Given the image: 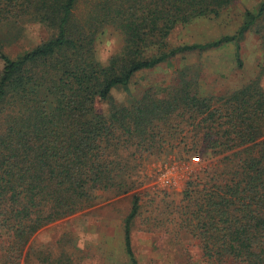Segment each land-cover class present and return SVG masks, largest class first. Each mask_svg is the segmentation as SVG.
<instances>
[{
	"label": "trees",
	"instance_id": "obj_1",
	"mask_svg": "<svg viewBox=\"0 0 264 264\" xmlns=\"http://www.w3.org/2000/svg\"><path fill=\"white\" fill-rule=\"evenodd\" d=\"M234 0H0V257L20 260L46 225L95 205L102 193L132 194L124 246L141 208L143 161L169 152L204 157L187 180L177 226L219 264H264V60L247 84L202 95L178 74L128 103L113 90L171 59L235 41L264 38V0L244 13L235 34L175 44L174 31L218 17ZM28 25L49 32L33 48L7 51ZM107 28L123 39L110 66L96 62ZM100 103L107 110L98 108ZM0 263L3 264L0 259Z\"/></svg>",
	"mask_w": 264,
	"mask_h": 264
},
{
	"label": "rangeland",
	"instance_id": "obj_2",
	"mask_svg": "<svg viewBox=\"0 0 264 264\" xmlns=\"http://www.w3.org/2000/svg\"><path fill=\"white\" fill-rule=\"evenodd\" d=\"M260 1L234 0L218 17H199L178 27L172 42L206 43L235 34L246 10L255 8ZM260 24L264 31V19ZM48 35L41 26L28 25L26 36L7 51L15 56L33 48ZM110 35L118 41L116 52L121 49L122 36L107 28L97 41L98 57L105 55L104 41ZM240 44L242 67L238 65L235 41H231L137 72L127 86L113 90V97L123 96V103H128L147 89L161 92L180 73L193 79L202 95L229 94L255 77L264 60V38L258 33L248 32ZM3 67L0 58V73ZM261 83L264 88V76ZM98 108L105 111L108 105L100 103ZM194 156L199 159L193 160ZM203 159L199 154L182 156L169 152L143 161L139 179L141 208L132 224V246L140 264H219L205 258L198 240L180 230L176 223L180 194L190 175L201 169ZM132 197V194L105 192L92 207L46 225L31 239L20 264H131L125 251L123 225L132 207ZM0 259L3 264L11 262L4 257Z\"/></svg>",
	"mask_w": 264,
	"mask_h": 264
},
{
	"label": "clouds",
	"instance_id": "obj_3",
	"mask_svg": "<svg viewBox=\"0 0 264 264\" xmlns=\"http://www.w3.org/2000/svg\"><path fill=\"white\" fill-rule=\"evenodd\" d=\"M117 39L114 36H109L108 39L104 41V48H105V55L101 57H96V62L101 67H108L110 66V60L113 55L116 54V48H117ZM114 99L117 103H123L124 97L123 96H115Z\"/></svg>",
	"mask_w": 264,
	"mask_h": 264
},
{
	"label": "built area",
	"instance_id": "obj_4",
	"mask_svg": "<svg viewBox=\"0 0 264 264\" xmlns=\"http://www.w3.org/2000/svg\"><path fill=\"white\" fill-rule=\"evenodd\" d=\"M197 159H199V158H198V157H196V156H194V157H193V160H197Z\"/></svg>",
	"mask_w": 264,
	"mask_h": 264
}]
</instances>
